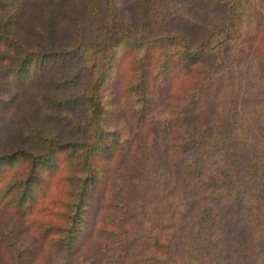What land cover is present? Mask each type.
I'll use <instances>...</instances> for the list:
<instances>
[{
  "label": "trees",
  "instance_id": "16d2710c",
  "mask_svg": "<svg viewBox=\"0 0 264 264\" xmlns=\"http://www.w3.org/2000/svg\"><path fill=\"white\" fill-rule=\"evenodd\" d=\"M39 1L44 40L5 35L49 124L0 151V264H264V0Z\"/></svg>",
  "mask_w": 264,
  "mask_h": 264
},
{
  "label": "rangeland",
  "instance_id": "374dc122",
  "mask_svg": "<svg viewBox=\"0 0 264 264\" xmlns=\"http://www.w3.org/2000/svg\"><path fill=\"white\" fill-rule=\"evenodd\" d=\"M28 1V0H23ZM57 5L63 7V0H57ZM22 2V1H21ZM21 2L17 3V5L21 4ZM29 3V4H28ZM28 5L23 6H16V7H8L6 9L0 10V21L7 19L8 23L6 25V32L5 34L0 30V151L8 149L12 147L18 140L20 141L19 137L25 130L24 121L28 120V117L31 116V107L32 105L35 106V114L34 120L38 121L39 123L49 124L45 121V117L43 116V107L37 104V91L39 89L38 85L40 84V80L35 79L31 81L26 86H19V84L15 83L8 72V65L10 55L13 53L12 51V43L9 44L5 42V35L15 36L17 38H21L24 41L30 43L33 39H40L44 40V38H40L37 30L34 29L35 27V13L36 8L41 5L42 2L39 0L36 1H29ZM51 14L55 19V24L58 26L57 30L59 35H61L62 30L65 33H69L68 27L69 23L63 24L64 22L61 18L57 15L56 9L54 11L53 7L50 6ZM53 9V11H52ZM38 24L43 25V22L39 21ZM2 25V23H1ZM64 27H61V26ZM67 28V29H66ZM0 29H2L0 27ZM57 34V33H56ZM123 81V80H122ZM113 87H106V96L113 101L114 99V91ZM163 96V95H162ZM162 135L160 139H162ZM162 151V159H160L161 163L169 170L171 168V155L161 148ZM48 202H45L47 204ZM1 210V209H0ZM39 213V212H38ZM95 215V212L92 214V217ZM29 217L30 216L29 214ZM0 218L5 219L6 221L0 220V225H7V223L11 224L16 215L13 213L1 211ZM29 221V220H27ZM30 222V221H29ZM21 225H27L26 223H22ZM20 225V226H21ZM32 226V222H30ZM29 226V225H27ZM33 229V227H32ZM31 229H26L24 232L22 230L21 239L23 238V245L28 243L32 244V251L31 254L29 253L28 256L37 255L40 251L45 250L43 245L40 244L34 237V235L30 231ZM44 261V258H39L38 262ZM40 262V264H41Z\"/></svg>",
  "mask_w": 264,
  "mask_h": 264
}]
</instances>
